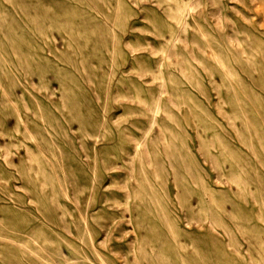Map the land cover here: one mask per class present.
Segmentation results:
<instances>
[{
  "label": "rangeland",
  "instance_id": "rangeland-1",
  "mask_svg": "<svg viewBox=\"0 0 264 264\" xmlns=\"http://www.w3.org/2000/svg\"><path fill=\"white\" fill-rule=\"evenodd\" d=\"M0 264H264V0H0Z\"/></svg>",
  "mask_w": 264,
  "mask_h": 264
}]
</instances>
